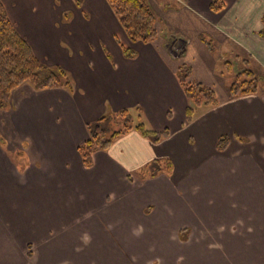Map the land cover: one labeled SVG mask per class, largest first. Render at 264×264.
Here are the masks:
<instances>
[{
  "label": "crops",
  "instance_id": "1",
  "mask_svg": "<svg viewBox=\"0 0 264 264\" xmlns=\"http://www.w3.org/2000/svg\"><path fill=\"white\" fill-rule=\"evenodd\" d=\"M211 1L146 0L159 35L145 44L128 40L105 0H1L72 90L24 84L0 110V264H264V83L232 97L201 40L264 73V0H220L218 12ZM160 32L184 50L172 54ZM182 64L218 101L189 123ZM121 110L168 135L131 130L85 168L87 125ZM154 160L169 173L140 179Z\"/></svg>",
  "mask_w": 264,
  "mask_h": 264
},
{
  "label": "trees",
  "instance_id": "2",
  "mask_svg": "<svg viewBox=\"0 0 264 264\" xmlns=\"http://www.w3.org/2000/svg\"><path fill=\"white\" fill-rule=\"evenodd\" d=\"M105 1L130 42L148 44L158 37L159 34L155 30L157 18L146 0ZM209 8L212 12H218L223 9V5L220 0H212ZM262 22L264 25V15ZM161 34H163L166 47L170 51L180 54L184 50L185 40H180V38L165 34V32ZM259 34L264 38V27ZM201 40L208 50L213 51V48L217 46L204 36L201 37ZM218 53L220 54L216 59L215 73L224 79L232 97L258 92L264 83V73L255 74L251 70L248 57H242L239 54L233 56L228 51H218ZM124 54L134 57L133 52L124 50ZM222 55L225 56L222 58ZM190 73V68L187 65L179 66L175 73V78L189 103L185 113L186 122L192 120L196 108L213 107L218 103L212 88L186 81ZM25 82L30 83L35 90L50 88L72 90V81L66 71L59 66H48L36 58L28 43L18 34L0 0V110H4L8 106L11 92ZM133 119L128 110H121L114 114L103 115L88 124L89 137L78 148L83 166L90 168L95 152L108 149L114 140L131 130L138 131L154 143L164 139L168 134L167 131L156 133L147 130L143 122L138 121L134 124ZM226 143V137L219 138L217 148L224 149ZM170 170L171 163L169 161L154 160L142 168L138 172V176L140 179L152 178L161 172L169 173Z\"/></svg>",
  "mask_w": 264,
  "mask_h": 264
},
{
  "label": "rangeland",
  "instance_id": "3",
  "mask_svg": "<svg viewBox=\"0 0 264 264\" xmlns=\"http://www.w3.org/2000/svg\"><path fill=\"white\" fill-rule=\"evenodd\" d=\"M155 30H156V32H157V27L155 26ZM158 33V32H157ZM36 39H38V38H36ZM35 39V40H36ZM166 43V42H165ZM179 49H180V47H179ZM219 49L221 50V51H223L222 50V48L221 47H219V46H216V47H214L213 48V51H211L210 50V53L212 54V55H215V58L217 59V56H219V54L220 53H218V51H219ZM176 50H178V48H176ZM215 51V52H214ZM170 52H172V51H170ZM176 52V51H175ZM224 52V51H223ZM172 54H173V52H172ZM174 54H176V53H174ZM177 55V54H176ZM221 59V58H220ZM221 60H224V59H221ZM182 65H184V64H182ZM181 66V65H180ZM62 68V67H61ZM63 69V68H62ZM64 70V69H63ZM251 70L255 73V74H257V75H261V74H259L257 71H254V69H252L251 68ZM65 71V70H64ZM69 75V74H68ZM69 77H70V75H69ZM71 78V77H70ZM189 76L187 77V79H186V81H189ZM224 80V79H223ZM24 84H28L29 86L31 85L30 83H28V82H25V83H23L22 85H24ZM22 85H20V86H22ZM19 86V87H20ZM226 86V85H225ZM227 87V86H226ZM18 88V87H17ZM181 88V87H180ZM182 90V89H181ZM183 92V91H182ZM184 94V93H183ZM184 97H185V95H184ZM185 100H186V106H185V109H184V120H185V122H186V116H185V113H186V109H187V106L189 105V103H188V101H187V99H186V97H185ZM199 108V107H198ZM198 108H196V110L198 109ZM195 115V114H194ZM194 115H193V117H194ZM131 117L132 118H134L133 119V121L135 122L134 124H136V123H138V121H140V120H138L135 116H133L132 114H131ZM193 117H192V119H193ZM186 123H189V122H186ZM144 124V123H143ZM146 128V127H145ZM147 129V128H146ZM148 130V129H147ZM150 131H153V132H156V133H161V132H164V131H167L168 133H169V130H168V128H163L162 130H160V131H154L153 129H150ZM168 135V134H167ZM165 138V137H164ZM166 161H169V160H166ZM170 162V161H169ZM171 163V162H170Z\"/></svg>",
  "mask_w": 264,
  "mask_h": 264
}]
</instances>
